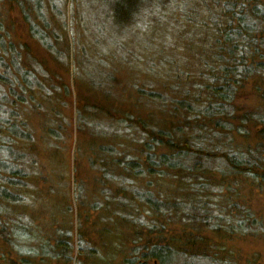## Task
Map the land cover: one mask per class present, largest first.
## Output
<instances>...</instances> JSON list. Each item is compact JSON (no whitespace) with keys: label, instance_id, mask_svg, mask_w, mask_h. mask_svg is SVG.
Returning <instances> with one entry per match:
<instances>
[{"label":"trees","instance_id":"trees-1","mask_svg":"<svg viewBox=\"0 0 264 264\" xmlns=\"http://www.w3.org/2000/svg\"><path fill=\"white\" fill-rule=\"evenodd\" d=\"M20 1L0 0V7L7 5L11 15L13 8L24 4V0ZM145 1L116 0L113 7L110 4L107 6H111L116 25L124 28L140 24L142 15H150L151 9L160 10L163 4V0H155L153 7ZM193 6L196 10L201 8L205 16L198 15L195 20L184 23L189 21L196 24L205 38L201 40L204 49H200L201 54L200 57L197 55L195 64L202 71L197 72V79L184 81L189 87L183 93L160 96L137 87V99H145L146 102V105L136 107L137 111L134 107L124 111L123 108L109 105L108 101L93 100L86 96L84 88L77 95L81 104L78 116L81 126H86L90 120L105 118L115 121L121 128L138 132L139 142L134 152L124 149V145L99 149V152L108 153L106 161L99 159L104 178L109 180L110 175L119 171V179L115 180L117 183L120 182V174L135 182L141 177L154 180V192L149 189H145V192L140 189L129 192L123 187L117 189L116 200L124 201L130 194L131 201L137 200L142 205L141 215L147 220L150 218L149 224L145 223L148 227L136 226L137 221L130 223L124 220L126 223H123L119 220L126 236L120 237L118 247L121 246V251L128 253L121 264H148L150 261L176 264L177 260L194 255V259L208 261L206 256L210 255H207L206 238L201 231L204 224H245L246 232L258 226L247 213L241 211L236 196L229 214L226 210L222 211L216 202H219L218 194L225 185L230 184L237 192L235 186H242L244 178L245 187L248 185L251 188L245 190H264V0H197ZM2 14L0 264H45L46 260L38 258L39 254L34 259L19 254L21 242L15 234L17 228L10 221L14 216L12 207L23 201L21 193L31 178L30 170L37 162L36 157L32 160L27 155L21 144L33 141L34 131L26 114L43 120L42 131L49 132L57 139V132L65 131L61 125L57 132L51 126L55 120L61 124L64 118L59 111H54L55 107L46 105L51 100L44 86L46 80L50 79L47 81L49 84L59 82L62 89L64 87L62 93L68 104L70 93L66 84L56 79L55 72L47 69L50 63L33 51L35 43L42 47L46 41L35 36L33 30H29V35L25 36L32 46L21 37L15 36V41L6 27L7 17ZM204 32L212 35H204ZM68 57L66 55V60ZM29 61L33 62L35 69H28ZM57 64L61 68V63ZM41 71L47 75L42 84L35 78ZM244 92L245 96H253L254 106H247L246 99L245 103L241 102ZM56 105V109L62 108ZM147 106L159 110L145 115L141 107ZM130 155L134 159L125 161ZM109 159H113L110 164L107 163ZM215 167L216 171L213 169ZM214 175L220 179L215 180ZM165 186L171 191L162 198L161 190ZM123 203L120 202L118 206H122L120 209L124 215ZM9 205L12 206L8 208ZM174 222L188 231H184L189 234L185 243L179 241L178 237L164 236L167 227ZM255 233L258 235L259 232L256 230ZM196 250L198 254H194ZM43 251H46L45 247ZM13 252L17 255L14 256ZM41 255L45 256L43 253ZM211 263L220 264L214 260Z\"/></svg>","mask_w":264,"mask_h":264},{"label":"rangeland","instance_id":"rangeland-1","mask_svg":"<svg viewBox=\"0 0 264 264\" xmlns=\"http://www.w3.org/2000/svg\"><path fill=\"white\" fill-rule=\"evenodd\" d=\"M115 1L24 0L21 7L12 9L11 15L7 5L0 7L1 14L2 10L6 12L2 15L7 17L6 27L15 41L16 37L26 40L29 30L46 41L42 47L34 42L33 51L50 63L47 69L55 72L56 79L62 80L70 93L68 104L62 93L64 87L62 89L59 82L49 84L50 79L42 71L35 77L41 84L47 79L44 86L51 100L46 105L55 107L54 111H59L64 118L61 124L55 120L51 126L57 132L61 125L65 131L57 132V139L42 131L43 120L26 114L34 131L33 141L21 144L27 155L32 160L36 157L37 162L21 193L23 201L12 207L14 216L10 221L17 228L15 234L21 242L19 254L32 259L39 254L38 258L43 257L45 264H121L128 253L118 247L120 237L126 236L119 220L137 221L139 227L149 224L150 220L141 215L142 205L137 200L131 201L130 194L124 201L116 200V194L119 187L129 192L132 189L154 192V180L141 177L135 182L120 174L117 183L119 171L111 172L114 174L106 180L99 161H106L108 155L99 152L101 147L111 149L113 145H124V149L134 152L139 142L138 132L121 128L115 121L105 118L90 120L86 126H81L78 120L81 104L77 95L82 88L93 100L108 101L109 105L124 111L133 107L137 111L136 107L146 105L145 99H137V87L160 96L177 92L179 95L189 87L184 81L197 79V72L202 71L195 64L203 48L201 40L205 38L196 24L184 23L195 20L198 15L205 16L201 8L196 10L193 6L197 0H163L160 10L151 9L150 15L140 17V24L124 28L116 25L112 18L111 6ZM145 2L148 6L156 4L155 0ZM204 35L212 34L204 32ZM25 42L32 46L29 41ZM28 63V69H33V62ZM189 71L193 72L191 76H187ZM245 99L247 106H254L251 94L245 96L244 92L241 102L245 103ZM56 104L62 108L56 109ZM141 109L145 115L159 110L153 106ZM130 159H134L133 155L125 161ZM213 169L217 170L216 167ZM214 179L220 177L214 175ZM243 180L242 186H235L237 192L230 184L225 185L216 204L229 214L236 196L241 211L258 226L246 232L245 224H204L201 231L206 238L207 255H210L206 256L208 261L194 259V255L177 260L176 264H213L212 260L220 264H264V190L249 192L247 190L251 188L245 187V178ZM170 191L168 186L163 187L162 198ZM229 194H233L232 199ZM120 202H124L123 212L129 217H124L122 206H118ZM108 203L109 207L106 206ZM184 231L174 222L167 227L164 236L178 237L185 243L189 234ZM44 247L46 251H43ZM195 252L198 254L197 250ZM13 255L17 253L13 252Z\"/></svg>","mask_w":264,"mask_h":264}]
</instances>
